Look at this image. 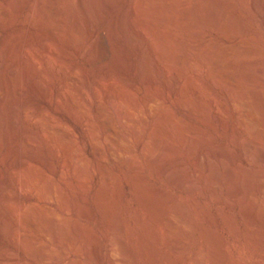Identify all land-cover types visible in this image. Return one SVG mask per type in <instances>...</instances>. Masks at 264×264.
Returning <instances> with one entry per match:
<instances>
[{
	"label": "rangeland",
	"instance_id": "obj_1",
	"mask_svg": "<svg viewBox=\"0 0 264 264\" xmlns=\"http://www.w3.org/2000/svg\"><path fill=\"white\" fill-rule=\"evenodd\" d=\"M0 38V264H264V0H0Z\"/></svg>",
	"mask_w": 264,
	"mask_h": 264
},
{
	"label": "bare ground",
	"instance_id": "obj_2",
	"mask_svg": "<svg viewBox=\"0 0 264 264\" xmlns=\"http://www.w3.org/2000/svg\"><path fill=\"white\" fill-rule=\"evenodd\" d=\"M102 1V0H101ZM95 4V3H94ZM195 4V3H194ZM38 7V6H37ZM40 8V7H39ZM133 8V7H132ZM97 9V8H96ZM131 11V10H130ZM134 11V10H133ZM134 14V13H133ZM132 14V15H133ZM34 15V14H33ZM139 16V14H137ZM136 15V16H137ZM32 16V14H31ZM37 17V16H36ZM141 17V16H140ZM31 18V17H29ZM28 18V19H29ZM131 18V17H130ZM130 21V19H128ZM30 23V21H29ZM48 38V37H47ZM47 40V39H46ZM149 42V41H148ZM209 45V44H208ZM45 46V44L43 45ZM240 47V45H238ZM2 47V39L0 38V48ZM28 47V46H27ZM46 47V46H45ZM22 48H23V45H22ZM149 48V47H148ZM216 48V47H214ZM197 49V48H196ZM24 50V49H23ZM212 50V49H211ZM22 51V50H21ZM199 51V50H198ZM95 52V51H94ZM200 52V51H199ZM239 52V50L237 48H234V49H219L218 51L214 52V53H210L206 55V69H207V74L209 77L211 78H216L217 80H225L227 81L232 87H235L236 86V82H237V79L232 76V70H233V61L235 60L234 57H230L228 59H224L223 56L224 55H236L237 53ZM1 53V52H0ZM154 53V52H153ZM22 54V53H20ZM25 55V54H24ZM45 56V55H44ZM155 57V56H154ZM22 59V58H21ZM29 59V58H28ZM159 60H160V63H165L166 61V58H164L163 55H161L159 57ZM179 60V59H178ZM34 61V60H33ZM49 61V60H48ZM27 62V61H26ZM95 62V61H94ZM20 63V62H19ZM23 63V62H22ZM99 65V64H98ZM14 66V65H13ZM204 67V66H203ZM11 69V68H10ZM103 70V69H102ZM36 71V70H35ZM167 71V70H166ZM110 73V72H109ZM108 75V73H107ZM15 76V74H14ZM43 76V75H42ZM77 77V76H76ZM103 76H101V79H104L102 78ZM71 78V77H70ZM69 78V79H70ZM188 79V78H187ZM109 82H106V85L105 83L102 84L101 82H103V80L100 82L99 80H97L96 82V86L98 88H102V89H105V91L107 90V95L108 97H111L114 92L117 90V83L114 82V81H110L108 80ZM180 84V82H178ZM189 84V83H188ZM70 85V84H69ZM105 85V86H103ZM185 85V84H183ZM4 86V85H3ZM192 86V84H191ZM70 87V86H69ZM4 88V87H3ZM13 89V88H12ZM19 90V89H18ZM98 91V90H97ZM201 91V90H200ZM19 92V91H18ZM22 92V91H21ZM106 96V95H105ZM248 100V99H247ZM247 100H240L239 101H236L237 103H235L237 106H239L242 110H243V121L245 123H249V122H254L257 120V116H258V112H257V109L255 108V106H253V102L251 103L250 101H247ZM145 108L148 110V111H151L155 108V106L158 105L159 103V100L154 97L152 94L151 95H146L145 97ZM20 104V103H19ZM23 106V105H21ZM224 106V105H223ZM21 108V107H20ZM142 109V108H141ZM144 109V110H146ZM146 110V111H147ZM137 111V110H136ZM22 112V111H21ZM99 112H100V116L102 117L103 115V109H99ZM21 115V114H20ZM98 115V114H97ZM39 116V115H38ZM30 117V116H29ZM40 117V116H39ZM23 118V117H22ZM21 118V120H22ZM19 119V118H18ZM14 121V120H13ZM17 121V120H16ZM37 122V121H36ZM102 122L104 123V126H105V134L109 140V146H110V151L112 153V155L116 158H120L122 157L123 155H129V153L131 152L129 147L126 144V140H124L122 137L118 136L115 132V129L114 127L112 126V123L109 119H104L102 120ZM23 123V121H22ZM40 123V121H39ZM43 124V123H42ZM97 124V123H96ZM27 125V124H26ZM30 125V124H29ZM32 126H33V123H32ZM90 127V126H89ZM40 128V127H39ZM50 128V127H49ZM56 128V127H55ZM39 130V129H38ZM60 132V131H59ZM104 136V135H103ZM123 136V135H122ZM149 139V138H148ZM29 141V140H28ZM129 141V140H128ZM93 142V141H92ZM122 144H121V143ZM125 142V144H123ZM26 143V142H25ZM99 145V144H98ZM170 150V149H169ZM167 157V156H166ZM132 158V157H131ZM161 158V157H160ZM159 159V158H158ZM164 160V159H163ZM20 163V161H19ZM157 163V162H156ZM159 163V162H158ZM133 168V167H132ZM169 170V169H168ZM20 182V181H19ZM18 187V186H17ZM19 188V187H18ZM99 191V190H98ZM47 195V194H46ZM108 196V195H107ZM152 208V207H151ZM150 208V209H151ZM152 212L155 213V210L152 208L151 209ZM167 218V216H166ZM19 222V221H18ZM172 227L173 225L172 224H168L167 225V230L171 233L172 232ZM174 237V236H173ZM157 238V237H155ZM157 242V241H156ZM159 243V242H158ZM180 244V243H179ZM113 251L115 252V256L118 257V261H119V264H128L127 261H125L123 258H121L119 255H118V243L117 241H113ZM178 249V248H177ZM187 251V250H186ZM113 254V253H112ZM113 257V256H112ZM192 258V257H191ZM193 261L195 263H198L200 261V257L198 255H195L194 258H193Z\"/></svg>",
	"mask_w": 264,
	"mask_h": 264
}]
</instances>
